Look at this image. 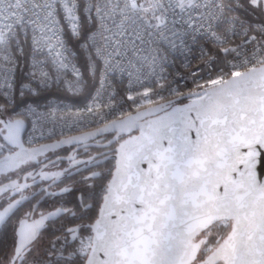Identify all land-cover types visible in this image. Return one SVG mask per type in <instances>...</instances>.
I'll list each match as a JSON object with an SVG mask.
<instances>
[{
	"label": "snow or ice",
	"instance_id": "6c2138e0",
	"mask_svg": "<svg viewBox=\"0 0 264 264\" xmlns=\"http://www.w3.org/2000/svg\"><path fill=\"white\" fill-rule=\"evenodd\" d=\"M0 264H264V0H0Z\"/></svg>",
	"mask_w": 264,
	"mask_h": 264
},
{
	"label": "built area",
	"instance_id": "2783aa9c",
	"mask_svg": "<svg viewBox=\"0 0 264 264\" xmlns=\"http://www.w3.org/2000/svg\"><path fill=\"white\" fill-rule=\"evenodd\" d=\"M199 55V52L198 51H193L191 54H190V59L192 57H196ZM184 60V57L183 56H178V59L176 60L175 62V65L174 67H172L171 71L174 72V73H183L185 71V68L182 66L181 64V61ZM193 64H195V61H193Z\"/></svg>",
	"mask_w": 264,
	"mask_h": 264
}]
</instances>
